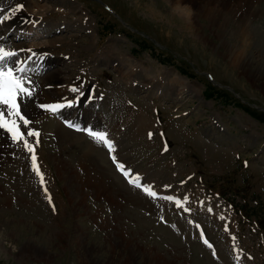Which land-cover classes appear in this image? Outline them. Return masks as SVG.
<instances>
[{
  "label": "rangeland",
  "instance_id": "1",
  "mask_svg": "<svg viewBox=\"0 0 264 264\" xmlns=\"http://www.w3.org/2000/svg\"><path fill=\"white\" fill-rule=\"evenodd\" d=\"M26 1L33 22L4 27L19 58H63L49 81L92 104L71 107L79 130L31 118L47 78L28 74L37 84L22 112L39 143L21 130L43 183L32 153L0 130V264H264V0L252 16L243 0ZM92 147L103 177L80 159Z\"/></svg>",
  "mask_w": 264,
  "mask_h": 264
},
{
  "label": "snow or ice",
  "instance_id": "2",
  "mask_svg": "<svg viewBox=\"0 0 264 264\" xmlns=\"http://www.w3.org/2000/svg\"><path fill=\"white\" fill-rule=\"evenodd\" d=\"M22 5H17L16 9L13 11H19L22 9ZM7 19V17H5ZM28 51H31L30 49ZM33 56L36 53H32ZM18 53L12 50H6L4 47L0 46V130H4L10 136V139L14 143L23 142L24 148L32 153V164L33 170L41 178V183H43V174L40 172L37 165V158L35 156V149L32 144L29 143L27 137H36V143H39V132L29 129L26 133L21 131V123L25 128L32 123L22 112L21 103L25 98L30 99L33 96L34 88L26 87V84H31V80L28 78V73L35 72L36 69L30 68L27 61L14 60ZM31 60V57H29ZM8 61H12L14 66H8ZM72 92L80 93L78 88H72ZM77 101H69L67 104H56V105H40L41 108L46 111L56 112L58 109L63 107H72ZM70 127L72 125H69ZM79 130V129H78ZM89 137L95 140L97 143L104 145L109 149V151H114L113 143L108 139V134L102 131H94L90 128L83 129ZM151 137V134H150ZM113 162L116 163L118 170H120L126 177L130 176V173L125 169L124 165L117 163L116 158L112 157ZM129 183L134 184L135 187L141 188L142 185L139 183V177L135 179H129ZM143 191L146 195L156 198L157 193L153 191L150 187L144 186ZM164 200L173 201L174 198L171 196L162 197ZM49 202L51 203V197H49ZM178 207H182L179 200H175ZM187 211V209H185ZM207 243V241H205Z\"/></svg>",
  "mask_w": 264,
  "mask_h": 264
},
{
  "label": "bare ground",
  "instance_id": "3",
  "mask_svg": "<svg viewBox=\"0 0 264 264\" xmlns=\"http://www.w3.org/2000/svg\"><path fill=\"white\" fill-rule=\"evenodd\" d=\"M19 1H22V3L20 4L19 2H17V1H12L11 0V2H10V6H8V9H7V5L9 4V1H7L8 3H6L5 1H4V4H2V3H0V11H2L3 9L5 10H7V12H3V13H5V17H7V19H4L5 21H3V16L0 14V46H2V47H4L6 50H12V51H16V52H18V48H17V46H18V44L16 45L12 40H8V33L6 32V31H8V30H5V26H7L8 24H10L11 26L10 27H14L15 28V30H19V29H21V28H23L24 29V26L27 28L28 27V25L27 24H29L30 22H33V21H31L32 19H33V13H30L29 11H28V9H26L25 10V8L26 7H28V5H29V2L28 1H26V0H19ZM244 1V3L246 4V6H247V9H246V11L248 12H244L243 14L245 15L246 13V15H255L256 13L258 14V10H257V8H255L253 5L255 4V2L253 1V0H243ZM253 2H254V4H253ZM259 2V1H258ZM17 5H22L23 7H22V9H20L19 11H13L14 9H16V7H17ZM242 5V4H241ZM2 6H3V8H2ZM256 6V5H255ZM223 9V8H222ZM3 10V11H4ZM24 11H26V12H24ZM241 11V10H240ZM7 13V14H6ZM35 17V16H34ZM65 26H63V27H58V29L57 30H54L55 32H61L62 31V29L64 28ZM61 29V30H60ZM63 31H66V30H63ZM10 32V31H9ZM55 32H52L51 34H53V35H55ZM11 33V32H10ZM20 48V47H19ZM44 51H47L46 49H43ZM34 51V50H33ZM37 52H39V50H36ZM21 52H24V53H21ZM26 52H29V55L31 54V56H29V57H31V59L32 58H34L35 56H32V52H30V51H23V50H21L20 49V53L21 54H26ZM20 54V55H21ZM45 54V53H44ZM43 54V55H44ZM39 56H41V54L39 53L38 54V56L37 57H39ZM14 60H19V61H27L28 62V66L30 67V68H33V67H35L34 69H36V71L35 72H29L28 74H33L32 76H34V78L35 77H37V76H39V71L41 72V73H43L44 75H45V78L44 79H46L47 78V80H46V82L45 83H43L42 84V86H41V93H42V95L41 96H38L37 98H36V103L38 104V108H32V106L30 107V112H31V114L29 113H27V115H29V117H31L34 113H35V116L34 117H38V116H36V113H38L39 115H42V114H48V115H52V116H59V117H63V116H65V117H63V121L65 120V121H69V122H73L75 125L76 124H80V123H82V121H83V118H82V116L80 115V116H78L77 118L80 120V121H78L77 120V122L75 123L74 121L76 120L75 118H76V116H73V119L71 118L72 116L70 115H68V114H70L71 113V111H72V108L71 107H63V108H60V109H58L56 112H54V113H49V111H47L46 112V110L45 109H43V108H41L40 107V105H56V104H67V102H69V101H72V100H68V99H65L64 98V95L63 94H65V89H64V91L62 90V89H59L58 88V84H60L59 82H52V81H49V80H51V76H52V74H51V70H53L54 68H56L58 65H60L62 62H63V58L61 59V58H59V60H54V61H52V62H47V61H45L44 62V64L42 65L40 62H37V61H31V60H29V58H26L25 60L24 59H21V58H19V56H17V57H15V58H13ZM8 63V66H14L13 65V63H12V61H8L7 62ZM58 68L59 67H57V69L56 70H58ZM60 71H61V69H59ZM27 74V75H28ZM28 76H30V75H28ZM31 76V78H33ZM33 78V79H34ZM43 79V80H44ZM76 79V78H75ZM36 80V79H35ZM37 81V80H36ZM74 82H76V80L74 81ZM31 84L33 85V84H37V83H35L34 81H31ZM27 86H29V87H31V85H29V84H26V87ZM73 88V87H72ZM67 89H69L70 90V88H67ZM66 93H67V91H66ZM86 94H89V93H86ZM86 94H84L80 99H78V100H75V101H77L76 103H74L73 104V108H78V109H82L83 107H84V105L85 104H87V103H90V104H92V102H88V100H89V97L88 96H85ZM89 96H91V95H89ZM45 97H46V99H45ZM99 100V99H98ZM93 102H95V99H93L92 100ZM100 102V101H99ZM102 103V102H101ZM96 104H97V102H96ZM95 105V104H94ZM90 106V105H89ZM105 107H106V105H104ZM79 107H81V108H79ZM86 107H88V105L86 106ZM21 108H23L22 107V104H21ZM91 108V107H90ZM75 112V111H74ZM145 113V112H144ZM26 114H25V116L29 119V117L27 116ZM67 115L71 118H66L67 117ZM92 115L94 116V114H93V112H92ZM97 115V114H96ZM56 116V117H57ZM55 117V118H56ZM32 118V117H31ZM100 118V117H99ZM38 119V118H37ZM53 119V118H52ZM57 119H58V117H57ZM87 119V118H86ZM55 121H56V124H57V129H58V133H59V135H60V137L62 138V139H66V138H68V136H69V132H68V129H70V128H64V126L62 125V123H63V121H62V123L60 124L56 119H55ZM64 121V122H65ZM94 121V120H93ZM86 122H88V121H86ZM90 122V121H89ZM89 124V123H88ZM36 125V124H35ZM65 125V124H64ZM65 127H67V125L65 126ZM85 127L87 128L88 126H86L85 125ZM29 128L30 127H27L26 129L27 130H29ZM36 128H37V126H36ZM35 128V130L37 131V129ZM84 128V127H83ZM90 128H92L91 126H90ZM2 132H5L4 130H1ZM1 131H0V134H1ZM21 131H23V130H21ZM9 135V134H8ZM0 140H4V138L1 136L0 137ZM68 140V139H67ZM77 140V139H76ZM30 141H32V140H30ZM30 141H29V143H30ZM2 143H4V142H2ZM116 143V142H115ZM34 146V145H33ZM78 148H79V146H77ZM100 150V149H99ZM106 150V149H105ZM109 150V149H108ZM82 151V150H81ZM115 151V150H114ZM82 154L80 155V159H81V161L83 162V163H85V164H88L87 166H89L90 168H91V166L90 165H93L94 166V168H93V170L94 169H96V175L98 174V175H100V177H103L104 175H102V173H101V169L99 168V167H102L103 169H107L108 168V166L107 165H104V166H100V165H94L95 163L91 160V159H94L95 157L97 158V159H101L100 158V155L99 154H101L99 151H98V149H96V148H94V147H92V148H89V149H86V150H84V151H82L81 152ZM89 168V169H90ZM92 171V170H91ZM100 177H97L98 179H100ZM114 183V182H113ZM99 185H101V186H103V187H109V185L108 184H106V182H103V180H99ZM116 185V184H115ZM112 189H113V191L114 190H116V188H114L115 186H112V184H111V186H110ZM109 187V188H110ZM116 187H117V185H116ZM121 188V187H120ZM119 189V188H118ZM125 191V190H124ZM121 191V194H127V192L125 191ZM115 192V191H114ZM117 192V191H116ZM128 195V194H127ZM130 199V198H129Z\"/></svg>",
  "mask_w": 264,
  "mask_h": 264
}]
</instances>
